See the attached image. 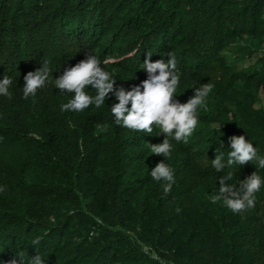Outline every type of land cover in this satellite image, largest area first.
Returning a JSON list of instances; mask_svg holds the SVG:
<instances>
[{"label":"trees","instance_id":"trees-1","mask_svg":"<svg viewBox=\"0 0 264 264\" xmlns=\"http://www.w3.org/2000/svg\"><path fill=\"white\" fill-rule=\"evenodd\" d=\"M244 38L264 46V0H0V77H13L0 96V264L38 253L45 264H264V188L239 214L198 197L227 171L208 161L220 141L244 135L264 153V60L235 71L224 56ZM169 52L182 74L176 99L214 88L189 142L174 146L167 197L150 176L164 158L146 144L163 135L115 125L111 94L101 108L62 111L71 97L50 73L23 96L43 59L56 79L93 53L131 90L148 78L147 54L166 62ZM255 171L248 163L233 181Z\"/></svg>","mask_w":264,"mask_h":264},{"label":"clouds","instance_id":"clouds-1","mask_svg":"<svg viewBox=\"0 0 264 264\" xmlns=\"http://www.w3.org/2000/svg\"><path fill=\"white\" fill-rule=\"evenodd\" d=\"M151 56L152 54L148 53L142 64V70H146L148 78L131 90L118 86V79L112 72L106 70L105 66L109 61H102L93 53L75 66L66 68L56 79H53L52 61L43 59L42 67L24 76L22 89L25 99L29 96L34 98L38 90L49 82L51 73L55 89L61 90L60 94L71 97L68 102L61 105L62 111L83 112L92 105L101 108L111 94L118 101L109 106L115 125L149 134L159 129L155 136L163 135V142L155 145L146 144L152 154L164 158L150 171V176L159 183L163 195L167 197L176 183L175 170L168 160L172 156L175 144H187L197 130L198 109L207 106V97L214 85L204 83L196 87L194 95L181 103L176 99L180 96L176 93L182 74L177 68L175 54L169 52L166 62L164 59L152 62ZM12 85L11 75L4 74L0 77V96L9 97ZM93 90L95 95L90 94ZM228 143L230 147L225 148L224 143L220 141L214 159H208L215 172L227 168V171L219 177V188L211 192L209 198L212 204L220 203L233 213L239 214L255 208L257 193L264 188V176L259 173V170H264V153L257 146L254 147V143L244 135L232 136ZM248 163L254 165L256 171L249 177L234 182L236 172ZM5 190V187L0 185V193ZM180 211L181 209L178 208L177 212ZM39 243L40 238L37 237L32 241V246ZM19 261L22 264L20 259ZM45 262L46 259L39 253L29 258V264H45ZM12 264H17V260L14 259Z\"/></svg>","mask_w":264,"mask_h":264},{"label":"rangeland","instance_id":"rangeland-1","mask_svg":"<svg viewBox=\"0 0 264 264\" xmlns=\"http://www.w3.org/2000/svg\"><path fill=\"white\" fill-rule=\"evenodd\" d=\"M239 48H243L244 50L240 51ZM251 51L253 52L252 55H250ZM224 56L227 65L232 70L247 69L257 63L259 59L264 60V46L258 44V42L254 44L250 39L244 38L236 44L231 45ZM106 70L108 69L106 68ZM211 192H213L212 189L202 190L199 192L198 197L209 196Z\"/></svg>","mask_w":264,"mask_h":264}]
</instances>
